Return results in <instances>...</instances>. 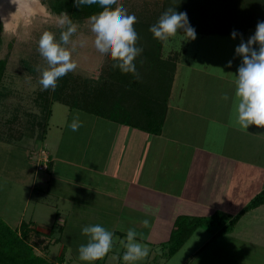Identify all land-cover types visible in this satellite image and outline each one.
<instances>
[{"label": "crops", "instance_id": "1", "mask_svg": "<svg viewBox=\"0 0 264 264\" xmlns=\"http://www.w3.org/2000/svg\"><path fill=\"white\" fill-rule=\"evenodd\" d=\"M254 32L249 31L243 39L247 41ZM234 40L228 43L229 53L217 48L221 58L210 66L196 65L200 60L197 50L186 59L183 70L178 58L185 54V48L183 52H168L166 58L176 56V68L158 135L80 114L81 126L74 132L69 125L74 115L71 112L76 110L68 107L70 116L66 114L55 125V145L47 152L48 168L39 172L46 173L48 179L43 185L54 193V224L60 227V233L67 223L65 211L71 212L67 205L83 209L81 218L87 211L91 225H102L114 233L112 249L95 264H106L109 254L124 264L125 249L120 240L126 239L129 228L142 233V242L150 249L149 255L135 264H171L177 257V264H233L226 249L234 242L244 252L251 245L255 254H264V205L247 212L228 232L223 231L226 221L196 227L170 253L178 219L192 223L216 213L232 218L263 187L264 127L250 125L244 130L234 122V75L241 64L235 48L241 37ZM203 48L208 53V47ZM43 134L45 140V130ZM144 205L157 211L146 214ZM144 219L150 221V227L143 226ZM25 223L30 224L32 233L53 235L52 228L42 230L33 220ZM79 231H73L75 238ZM61 239L60 235L53 243ZM51 242L38 252L43 256L48 253L46 257L52 261L71 256L69 263L63 260L62 264H76L74 258L80 263L78 257L65 252V246L59 252L50 249ZM51 252L56 259L49 258Z\"/></svg>", "mask_w": 264, "mask_h": 264}, {"label": "rangeland", "instance_id": "2", "mask_svg": "<svg viewBox=\"0 0 264 264\" xmlns=\"http://www.w3.org/2000/svg\"><path fill=\"white\" fill-rule=\"evenodd\" d=\"M157 2L160 1L117 0L116 6L122 5L130 14L146 7L154 9ZM2 13L7 17H1ZM0 17L3 23L0 59L7 60L0 87V218L11 228H16L21 221L29 222L30 220H33L35 226L42 230L52 228L53 235L51 236L46 233H40V235L31 233L32 235L28 237V242L35 247L37 254H40L38 251L47 247V241H52L49 247L53 248V251L59 252V249L65 246V252H69L70 255H73L72 257H78L77 249L79 245L87 243V237L77 234L75 238L73 231H81L84 226L91 225L92 219L87 211L81 218L83 209H72L67 205V209L71 212L65 211L64 214L68 215L67 223L63 232L60 233V227L54 224V213L56 212L54 193L46 184L43 185V181L48 179V176L46 177V173L39 172L35 166L37 161L36 146L42 145L46 152H51L52 146L55 145L53 135L55 125L59 123L58 121L66 118V114L70 116L71 113H78L86 119L91 118V115L81 111L68 113L69 109L58 102L47 104L45 109L50 107L52 114L48 121L45 117L43 100H46L47 96L49 100L53 101V94L57 91V87L55 90H43L39 84L40 74L36 71V67H46V61L37 51L38 40L45 30L52 32L59 40L62 31L59 26L60 16L51 14L40 0H0ZM73 23L77 25V32L71 39L77 42L83 39L84 45L81 47L77 43L76 50L72 53V58L77 63V69L68 74L79 78L78 80L81 82L94 80L99 75L108 56L100 54L95 49L94 34L90 30L87 19L73 21ZM234 41L233 38L226 36L196 34L195 40L181 41V47L176 43L171 50L172 52L177 50L183 52L185 48V54L180 55L181 59L178 58L179 65L184 70L186 59L194 56L197 50L200 53L197 56L200 60L195 61L196 65L216 64V58L220 57L218 49H224V52L229 53L232 50L228 43ZM204 46L208 47V53L205 52ZM68 47L70 48L71 45ZM167 56L168 52L165 53L164 47H162V57L166 58ZM44 130L47 135L42 141ZM66 201L68 200L66 199ZM78 213H80V218ZM60 235L62 239L54 244L53 242ZM237 244L239 243L234 242V246L231 244L232 246L226 249V252L230 254L228 257H231L232 262L234 261L233 264H238L239 260L241 264L252 261L256 264H264V254H260V256L259 253L255 254L256 251L252 249L254 246L249 245L248 251L244 252V248ZM49 258L56 259L55 253L51 252ZM177 258L172 260L171 264H177V261L180 260ZM221 258L223 257L221 256ZM69 259L72 258L67 255L63 258L65 263H69ZM56 260L53 262L56 263ZM79 261V264H89V262ZM73 262L78 263L76 258ZM97 262L98 260L94 261V264ZM106 264L123 263L117 256L109 254Z\"/></svg>", "mask_w": 264, "mask_h": 264}, {"label": "trees", "instance_id": "3", "mask_svg": "<svg viewBox=\"0 0 264 264\" xmlns=\"http://www.w3.org/2000/svg\"><path fill=\"white\" fill-rule=\"evenodd\" d=\"M159 1L154 9L146 7L141 11L135 10L130 13L137 18V23L134 25L139 37L137 46L143 49L141 55L134 61L139 78L131 73L124 74L119 69H114L113 61L107 57L94 80L81 82L79 78L70 74L59 79L57 91L53 94L54 100L44 96L46 99L43 100L44 109L47 104L58 102L70 110L81 111L145 133L158 135L165 121L167 100L176 68V56L163 58L162 43L149 31L150 26L160 15L169 7L176 8L178 12L187 13L190 26L195 29L196 34L229 37L233 30L243 37L249 31H255L259 21H264V0ZM40 2L51 14L60 16L66 12L72 21L87 19L89 15L101 10L98 5L76 7L75 0H40ZM114 7L116 5H113ZM2 33L3 23L0 19V48L3 43ZM6 64V59H0V87ZM49 108L45 109L47 121L50 117ZM41 139L43 141V136ZM262 205H264V182L261 191L232 218H225L222 214L216 213L209 218L196 219L192 223H186L183 218L178 219L170 242V253H173L196 227H209L227 222L223 231L228 232L243 215ZM29 225L22 222L19 228L14 229L0 218V264H62V257L54 263L36 253L35 247L28 242V237L34 232Z\"/></svg>", "mask_w": 264, "mask_h": 264}, {"label": "clouds", "instance_id": "4", "mask_svg": "<svg viewBox=\"0 0 264 264\" xmlns=\"http://www.w3.org/2000/svg\"><path fill=\"white\" fill-rule=\"evenodd\" d=\"M116 4L117 0H75L76 7L98 5L101 9L87 17V23L94 34L95 49L111 58L114 69L139 78L134 61L143 49L137 46L139 37L134 28L137 18L134 14H129L122 5L113 8ZM59 26L62 29L59 40L47 30L42 32L38 40L37 51L46 61V67H36L43 90H55L59 79L77 69L72 53L76 50L77 43L81 47L84 45L83 39L79 42L71 39L77 32V25L66 12L60 15ZM149 31L162 43L165 53L171 51L176 43L181 47V41L196 39V31L190 26L187 13L178 12L172 7L160 15ZM238 35L241 34L235 30L231 33L233 39ZM254 45H258V48ZM235 55L241 57V64L234 75V122L244 130L250 125L264 127V21L257 23L254 34L247 41L241 35ZM231 64L229 61L228 66L231 67ZM224 99L227 100L228 97L225 96ZM80 126L79 114L76 113L69 128L75 132ZM144 210L146 214L157 211L149 205H144ZM142 223L145 228L150 227L148 219H144ZM81 235L87 237V243L79 245L77 249L81 261L91 264L103 258L113 247L114 233L102 225L84 226ZM143 239V234L134 228L127 230L126 239L120 240L125 249L122 256L124 264H135L149 255L150 249L142 242Z\"/></svg>", "mask_w": 264, "mask_h": 264}, {"label": "built area", "instance_id": "5", "mask_svg": "<svg viewBox=\"0 0 264 264\" xmlns=\"http://www.w3.org/2000/svg\"><path fill=\"white\" fill-rule=\"evenodd\" d=\"M36 148L37 161L35 166L38 171H46L49 163L47 152L42 145L36 146Z\"/></svg>", "mask_w": 264, "mask_h": 264}, {"label": "bare ground", "instance_id": "6", "mask_svg": "<svg viewBox=\"0 0 264 264\" xmlns=\"http://www.w3.org/2000/svg\"><path fill=\"white\" fill-rule=\"evenodd\" d=\"M2 12H3V11H2ZM4 16L7 17L4 13H2V14H1V17H4Z\"/></svg>", "mask_w": 264, "mask_h": 264}, {"label": "water", "instance_id": "7", "mask_svg": "<svg viewBox=\"0 0 264 264\" xmlns=\"http://www.w3.org/2000/svg\"><path fill=\"white\" fill-rule=\"evenodd\" d=\"M62 14H64V13H62ZM62 14H61V15H62Z\"/></svg>", "mask_w": 264, "mask_h": 264}]
</instances>
